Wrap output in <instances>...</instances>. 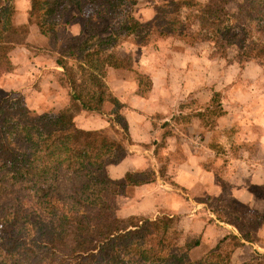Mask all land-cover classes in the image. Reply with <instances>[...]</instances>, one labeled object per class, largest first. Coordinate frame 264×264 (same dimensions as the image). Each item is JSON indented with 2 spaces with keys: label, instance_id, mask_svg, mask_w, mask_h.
I'll return each mask as SVG.
<instances>
[{
  "label": "trees",
  "instance_id": "trees-1",
  "mask_svg": "<svg viewBox=\"0 0 264 264\" xmlns=\"http://www.w3.org/2000/svg\"><path fill=\"white\" fill-rule=\"evenodd\" d=\"M16 2L0 0V76L23 44L11 36L20 25L31 27L29 40L61 69L69 106L34 111L14 92L0 98V264H230L241 240L257 241L234 223L240 237L228 233L232 250L220 254L224 237L196 258L199 236L180 242L166 215H116L125 187L154 177L150 168L120 173L132 143L124 106L102 78L106 68L136 66L128 53L112 52L124 41L177 53L205 47L209 59L264 72V0H27L25 24L17 23ZM76 106L107 118L104 127L76 126ZM217 106L210 113H219ZM252 254L240 264H264V253Z\"/></svg>",
  "mask_w": 264,
  "mask_h": 264
},
{
  "label": "crops",
  "instance_id": "crops-1",
  "mask_svg": "<svg viewBox=\"0 0 264 264\" xmlns=\"http://www.w3.org/2000/svg\"><path fill=\"white\" fill-rule=\"evenodd\" d=\"M16 8L18 22L25 24L27 0H17ZM29 33L33 35L31 27ZM191 50L172 52L165 63L158 62L156 53L142 52L139 64H152L142 68L150 81L145 95L124 70L108 68L118 74L113 81L104 72L108 91L129 109L124 118L132 144L117 167L120 173L150 168L154 177L148 184L126 186L115 200L116 215H166L180 242L186 234L199 236L209 225L227 227L240 237L233 223L209 212L210 201L218 208L229 204L236 209L241 233L260 222L255 236L264 244V72L252 63L239 69ZM207 72L213 77L207 79ZM213 94L218 96L211 101L220 110L209 116ZM241 242L230 255L233 264L246 262L244 245L264 253V245Z\"/></svg>",
  "mask_w": 264,
  "mask_h": 264
},
{
  "label": "rangeland",
  "instance_id": "rangeland-1",
  "mask_svg": "<svg viewBox=\"0 0 264 264\" xmlns=\"http://www.w3.org/2000/svg\"><path fill=\"white\" fill-rule=\"evenodd\" d=\"M14 23L15 22H12V25H14ZM18 28L20 29H17L16 34L11 36L10 41L16 44H23L15 45V50L9 59L11 64L13 65L12 69L9 73L0 76V98L9 92H14L21 97L27 108L34 111H43L50 108L61 109L68 107V90L63 84V78L59 74L61 69L52 66L54 55L47 50H41L38 47L39 44L34 39L29 40V38H33L32 35H29L30 27H26V25H20ZM62 32L63 31H60L59 34L61 38L65 37V34H63ZM191 51L195 53H203L208 57V52L205 47H199ZM112 52L115 53L116 56H120L126 53L130 55L132 63L136 66H133L132 70L128 72L124 71V75H126V78L131 75V77L137 81V92L144 95L148 90H150V81L148 79V76L146 75L147 73L145 74L142 68H145L146 70L150 69V65L152 64H148L145 66L139 64V62H142L141 60H139L142 52H148L150 55H152V53H156L159 63H165L167 57H169V55L172 53L171 51H168L164 46L159 50L157 49L156 51H154L151 49L149 50L146 48L142 49L134 47L129 43V41L119 43V45L116 46ZM228 58H231V55H229ZM220 60L221 63L225 62L224 59ZM107 69L108 68L104 69V72ZM106 75L112 81L115 80L116 77H118L117 72L114 70L106 71ZM212 77L213 75L211 73H206L207 79H210ZM213 104L214 103L212 102V105ZM125 106L122 110L123 114L129 110L128 107ZM103 109L109 110V105H103ZM211 109L209 111H212ZM70 112L72 114L75 125L86 130L101 128L106 123L105 121L107 119L104 116H97L92 113L81 111L77 106L72 107L70 109ZM215 114L216 112L210 113L209 116H214ZM208 205L213 207L209 209V212H212L214 215H216V217L221 219L223 218L226 223H235L236 225L240 226L239 222H237L238 214L236 212V209H232L229 204H222V208H218V205H214L212 201H210L208 202ZM138 217L152 218V211L145 215H138ZM205 217L201 216V219L204 222L207 221V223L209 224L213 222L212 220L205 219ZM253 223L255 224L249 229L248 233H250V237L257 239V237L255 236L257 228L256 226H258L260 222L254 221ZM209 226L211 230L207 228L202 231L203 233H207L203 235L201 232L199 234V238L204 237V240L199 249L192 252V255L196 258L211 250L224 237L225 240H223V242L219 243L218 245L220 254L223 256L233 249L227 236L229 228L219 226L220 229H218L213 225ZM191 235L194 234H186V239L191 237ZM252 244L259 247H262L264 245L261 242H258V239ZM244 247L247 248L245 249V252H243V258H246V256L248 255L247 260H245L247 262L251 259L253 255L252 252L255 251V249H251L250 245H244L243 248ZM234 249L229 253V261L230 255L234 251ZM244 253H246V256H244ZM230 264L233 263L230 262Z\"/></svg>",
  "mask_w": 264,
  "mask_h": 264
},
{
  "label": "built area",
  "instance_id": "built-area-1",
  "mask_svg": "<svg viewBox=\"0 0 264 264\" xmlns=\"http://www.w3.org/2000/svg\"><path fill=\"white\" fill-rule=\"evenodd\" d=\"M195 143H198L199 142V138L196 137L195 140H194Z\"/></svg>",
  "mask_w": 264,
  "mask_h": 264
}]
</instances>
